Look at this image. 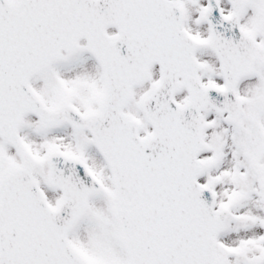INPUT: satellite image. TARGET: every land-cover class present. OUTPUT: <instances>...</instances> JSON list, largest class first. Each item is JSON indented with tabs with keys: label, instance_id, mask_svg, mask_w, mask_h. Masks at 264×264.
Listing matches in <instances>:
<instances>
[{
	"label": "snow or ice",
	"instance_id": "6c2138e0",
	"mask_svg": "<svg viewBox=\"0 0 264 264\" xmlns=\"http://www.w3.org/2000/svg\"><path fill=\"white\" fill-rule=\"evenodd\" d=\"M0 264H264V0H0Z\"/></svg>",
	"mask_w": 264,
	"mask_h": 264
}]
</instances>
